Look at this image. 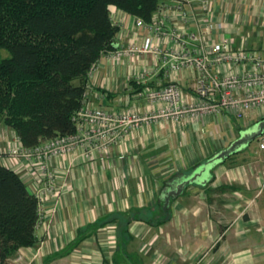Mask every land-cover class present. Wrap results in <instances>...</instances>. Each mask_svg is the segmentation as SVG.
<instances>
[{"label": "crops", "instance_id": "0c3cea01", "mask_svg": "<svg viewBox=\"0 0 264 264\" xmlns=\"http://www.w3.org/2000/svg\"><path fill=\"white\" fill-rule=\"evenodd\" d=\"M175 1L195 0L159 3ZM211 8L225 28L215 31L209 41L223 35L233 41L234 49L264 51V0H211ZM111 18L119 28L120 50L141 46L149 35L138 26L137 17L115 7ZM189 28L198 33L195 25ZM151 37L155 47H176L166 36ZM134 59L124 54L103 57L90 76L86 103L118 112L125 101L129 107L143 102L136 101L131 82L137 84L144 77L153 88L176 79H169L154 55ZM177 79L184 98L196 100L194 70L183 71ZM263 117L264 109H259L249 111L243 122L227 113L207 115L194 125L142 127L130 131L103 157L87 160L76 153L53 158L49 165L57 176L59 195L40 204L39 243L21 249L11 264H264V153L259 148L248 153L252 143L216 166L206 185L187 186L165 207L176 183L229 148ZM19 145L16 132L0 126V150ZM0 164L14 170L34 195L44 186L38 168L6 155ZM134 212L148 220L133 217L128 234H122L115 221L79 239L89 226L115 214L128 218Z\"/></svg>", "mask_w": 264, "mask_h": 264}, {"label": "trees", "instance_id": "16d2710c", "mask_svg": "<svg viewBox=\"0 0 264 264\" xmlns=\"http://www.w3.org/2000/svg\"><path fill=\"white\" fill-rule=\"evenodd\" d=\"M152 23L159 0H0V126L14 130L23 147L77 133L87 101L90 71L119 50L111 8ZM131 87H143L131 82ZM115 98L111 94L107 97ZM108 97V98H109ZM115 214L89 226L82 240L118 221L122 234L141 212ZM147 219V218H146ZM148 220V219H147ZM40 201L23 179L0 164V264L39 243Z\"/></svg>", "mask_w": 264, "mask_h": 264}, {"label": "built area", "instance_id": "2783aa9c", "mask_svg": "<svg viewBox=\"0 0 264 264\" xmlns=\"http://www.w3.org/2000/svg\"><path fill=\"white\" fill-rule=\"evenodd\" d=\"M194 6L202 12L200 17L193 15ZM174 19L180 23L175 24ZM172 22L174 26H171ZM190 22L198 24V33L189 35L185 27H176ZM137 24L148 30V37L141 46L132 45L118 53V56H135L137 52L160 55L161 50L154 46L151 37L153 34L173 38L177 46L183 48L186 54L184 56H189L175 58L166 54L163 58V66L167 68L166 75L169 79L173 76L176 79H171L161 91H146L150 92L147 96L151 101L161 100L167 104L166 110L162 111L166 120L174 115L187 113L182 111L185 107L177 79L184 69L197 71L198 107L193 111L195 115L206 113L218 116L229 113L237 121L243 122L249 111L264 109V51L234 49L233 41L223 35L218 41H209L215 31H223L225 28L211 11V0L164 4L154 14L151 24L147 25L140 19ZM170 58L174 59V62H170ZM97 67L98 63L93 66L90 76ZM211 97L218 99L208 102L207 99ZM170 104H174L172 112L169 109ZM158 117L143 115L141 110L112 113L85 102L77 115L76 134L57 136L33 148L23 147L20 143L18 148L5 152L0 150V157L6 155L19 164L38 168L44 174V186L36 194L42 204L47 198L59 195L55 184L57 176L49 165L53 158L76 153H80L87 160H93L96 156L103 157L109 154L113 147L121 144L130 131L153 124L157 122ZM258 148L264 153V135L258 139Z\"/></svg>", "mask_w": 264, "mask_h": 264}, {"label": "rangeland", "instance_id": "374dc122", "mask_svg": "<svg viewBox=\"0 0 264 264\" xmlns=\"http://www.w3.org/2000/svg\"><path fill=\"white\" fill-rule=\"evenodd\" d=\"M160 2L162 0H159ZM164 1V0H163ZM211 11H212V8H211ZM193 15L195 17H200L202 15V12L200 11V9L197 7L196 10L194 11ZM174 22L177 23V21L174 19ZM180 23V22H179ZM189 25H195L196 28H198V32H199V27H198V24L197 23H194V22H190V24H184V25H176V27L180 28V27H185L187 28V32H189V35L191 33H195V32H192V31H189L190 28H189ZM173 26V25H172ZM189 29V30H188ZM185 30V29H184ZM160 38L162 37H165L163 35H158ZM170 41L171 42H174L173 41V38H170ZM175 46L176 47H173V49H170V50H164V49H160V48H157V49H160L161 50V54L160 55H156V54H153L151 53V55H154L155 58L157 59V61H159L161 64L160 68L161 70H164L165 74H166V67L163 66V58L165 57L166 54H168L169 56H172V57H186V58H189V56H184L186 54H184V51H183V48L182 47H177L176 43L174 42ZM132 45H136V44H132ZM130 45V46H132ZM129 46V47H130ZM128 47V48H129ZM127 48V49H128ZM125 49V48H124ZM125 49V50H127ZM120 51H123V50H118L116 52H113V53H109V54H112V56H115L117 55L118 53H121ZM107 54V55H109ZM149 55L147 53H140V52H137L135 54V56H128V58H131V59H136L137 56L139 55ZM7 56V53L6 52H1L0 53V57H6ZM118 56V55H117ZM192 58V57H191ZM134 59V60H135ZM170 62H174V59L170 58ZM99 64V62H98ZM185 70H190V69H184ZM195 74H197V71L194 70ZM92 73V70L90 71V74ZM146 73V71H145ZM182 73V72H181ZM180 73V74H181ZM89 74V76H90ZM144 75V74H143ZM197 76V75H196ZM146 77V76H145ZM149 83H146V80L144 79V77H141L140 80L138 81L137 85L139 86H142L143 88L141 90H135L132 94L133 96L135 97L136 101H143L145 102V104L142 102V103H139L138 105H134V107H129L125 102L122 103V106L119 108L120 110H118V112H116V110H106V109H103L105 111H108V112H112V113H121V112H129V111H135V110H141L143 112V115H149V116H159L158 119H157V122L153 123V124H150V125H143L141 127L138 128V130L142 127H152V126H157V127H161L162 125H166V124H179V123H185L186 125H194L195 123H197L201 118H204L205 116L207 115H212V114H206V113H202V115L198 116L199 113H197L195 115V112L193 113V111L198 107V102L196 100H187L186 98H184V93H183V88L181 86L180 89L182 91V95H183V104H184V109H182V111H186L187 113L185 114H178V115H174L173 118H169L166 120V118L162 115V111L163 110H166V106L167 104L164 103V101H161V100H155V101H151L148 96H147V93H150L152 91L154 92H158V91H161L166 85H159L158 87H150L148 85ZM188 89H191V88H188ZM192 90V89H191ZM146 91H150V92H146ZM194 92L196 94V86L194 87ZM216 99H218L217 97H211L209 99H207L208 102H215ZM125 105V106H124ZM173 105L174 104H170L169 105V109L170 111L172 112V108H173ZM102 109V108H101ZM204 112V111H202ZM180 117V118H179ZM264 118V117H263ZM261 118V119H263ZM253 125V124H252ZM219 145V144H217ZM258 150V141H254L251 146L249 147V149L247 150L248 153H251V154H254L256 151ZM11 264V262H10Z\"/></svg>", "mask_w": 264, "mask_h": 264}, {"label": "water", "instance_id": "95a60500", "mask_svg": "<svg viewBox=\"0 0 264 264\" xmlns=\"http://www.w3.org/2000/svg\"><path fill=\"white\" fill-rule=\"evenodd\" d=\"M264 135V119L258 121L253 127L242 131L240 137L234 141L229 148L218 152L205 163L196 167L193 172L175 184L174 189L166 196L165 207L167 208L173 198H177L187 186L194 184L206 185L209 182L210 172L219 164L234 154L246 149L251 143L258 140Z\"/></svg>", "mask_w": 264, "mask_h": 264}]
</instances>
